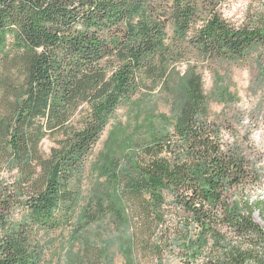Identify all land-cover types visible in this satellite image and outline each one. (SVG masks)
Wrapping results in <instances>:
<instances>
[{
    "label": "trees",
    "instance_id": "trees-1",
    "mask_svg": "<svg viewBox=\"0 0 264 264\" xmlns=\"http://www.w3.org/2000/svg\"><path fill=\"white\" fill-rule=\"evenodd\" d=\"M224 2L0 0V264H45L40 232L68 225L82 234L73 264H114L112 248L125 264L257 259L264 199L250 191L264 171L208 118L197 67L177 87L173 127L104 155L100 192L75 215L85 163L117 108L171 87L170 66L188 52L264 51V14L236 25ZM109 221L114 235H89Z\"/></svg>",
    "mask_w": 264,
    "mask_h": 264
},
{
    "label": "rangeland",
    "instance_id": "rangeland-1",
    "mask_svg": "<svg viewBox=\"0 0 264 264\" xmlns=\"http://www.w3.org/2000/svg\"><path fill=\"white\" fill-rule=\"evenodd\" d=\"M221 12L231 23L241 25L255 15L264 14V0H225ZM168 32L172 35L171 26ZM187 55L184 60L170 66L171 87L161 85L154 91L139 94L115 110L85 163L76 217L99 194L105 181L98 168L104 155L110 151L121 152L123 147L131 145L132 140L144 138L154 129L163 131L173 127L179 108L177 87L192 67H197L202 76L207 95L208 118L220 124L225 141L238 139L242 142L247 153L252 156L251 159L264 171V51L251 52L241 59L212 60L196 51L188 52ZM52 145V140L48 138L42 141L45 151H49ZM250 194L253 200L264 199V177L262 185L256 186ZM254 218L264 227V211L257 208ZM96 224L88 229L93 238L115 234L111 221L101 228L95 227ZM81 235L72 225L53 231H41L39 238H42L44 246L45 264H73L81 251ZM109 254L114 264H125L122 253L112 248ZM256 258L249 264H264V248L259 249Z\"/></svg>",
    "mask_w": 264,
    "mask_h": 264
}]
</instances>
